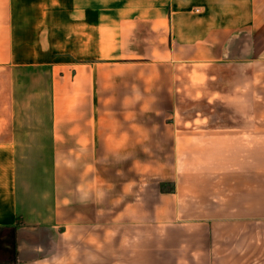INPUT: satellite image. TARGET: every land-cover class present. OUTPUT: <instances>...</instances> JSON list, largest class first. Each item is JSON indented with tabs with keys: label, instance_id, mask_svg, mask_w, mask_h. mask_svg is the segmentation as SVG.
I'll list each match as a JSON object with an SVG mask.
<instances>
[{
	"label": "crops",
	"instance_id": "obj_1",
	"mask_svg": "<svg viewBox=\"0 0 264 264\" xmlns=\"http://www.w3.org/2000/svg\"><path fill=\"white\" fill-rule=\"evenodd\" d=\"M39 66L49 190L17 157ZM0 229L17 264H264V0H0Z\"/></svg>",
	"mask_w": 264,
	"mask_h": 264
},
{
	"label": "rangeland",
	"instance_id": "obj_2",
	"mask_svg": "<svg viewBox=\"0 0 264 264\" xmlns=\"http://www.w3.org/2000/svg\"><path fill=\"white\" fill-rule=\"evenodd\" d=\"M178 78L183 75L180 70L175 71ZM168 73H170L168 71ZM150 74V72H148ZM170 75V74H169ZM50 69L45 66L32 67L29 69L18 70L16 72V110L19 112L20 117L16 119V126L31 130L30 135L26 134L25 145L18 151V159H20L19 173H22L27 186L32 190L38 189H50V162L51 152L48 148V134L47 130L50 128ZM166 71L161 73V78L165 79ZM189 77L186 74L187 78ZM192 82H195L198 78V72H192ZM190 89H188L189 91ZM187 91V94H189ZM193 89L191 88V93ZM193 95V94H192ZM23 116V118H22ZM166 139V136H162ZM164 140L161 143L159 153V168L160 174L167 166L171 164L172 151L166 149L167 142ZM166 143V145H165ZM28 144V145H26ZM151 155H156V152L144 151V159H148V165H150ZM146 156V157H145ZM150 167L145 168L147 172H150ZM165 170V171H166ZM164 173V172H163ZM144 175H147L144 173ZM160 191L171 190L172 184L167 181H160ZM10 235V230L0 229V242L2 237ZM64 254H85L86 248L77 251L76 249L66 248ZM12 256L3 259L0 257V264H14ZM17 264V262L15 263Z\"/></svg>",
	"mask_w": 264,
	"mask_h": 264
},
{
	"label": "flooded vegetation",
	"instance_id": "obj_3",
	"mask_svg": "<svg viewBox=\"0 0 264 264\" xmlns=\"http://www.w3.org/2000/svg\"><path fill=\"white\" fill-rule=\"evenodd\" d=\"M3 241H5V240H4V237H2V241L0 242V251H3V250H2V244H3ZM9 256H12V257H13V260L15 259V253H13V254L10 253ZM0 257H2L3 259H6V258L3 257V255H1V252H0ZM8 258H9V257H8Z\"/></svg>",
	"mask_w": 264,
	"mask_h": 264
},
{
	"label": "trees",
	"instance_id": "obj_4",
	"mask_svg": "<svg viewBox=\"0 0 264 264\" xmlns=\"http://www.w3.org/2000/svg\"><path fill=\"white\" fill-rule=\"evenodd\" d=\"M17 223H18V222H17V220H16V223H15V225H14V226H16V225H17Z\"/></svg>",
	"mask_w": 264,
	"mask_h": 264
}]
</instances>
